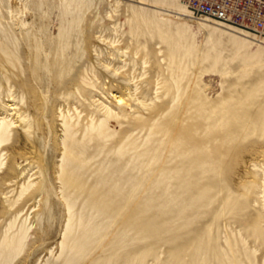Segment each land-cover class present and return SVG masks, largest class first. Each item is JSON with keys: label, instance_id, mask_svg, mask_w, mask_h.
Segmentation results:
<instances>
[{"label": "rangeland", "instance_id": "1", "mask_svg": "<svg viewBox=\"0 0 264 264\" xmlns=\"http://www.w3.org/2000/svg\"><path fill=\"white\" fill-rule=\"evenodd\" d=\"M5 3L0 4V45L7 51L0 48V120H9L11 131L9 139L0 144V235L14 217L16 206L36 187L42 188L40 196L28 201L17 217L16 226L24 217L27 219V244L9 264H44L49 253L39 254L36 261L35 258L27 261V254L43 240L53 241L50 249L53 257L58 255L61 238L52 236L59 230L57 224L63 213L59 195L70 191L77 201L75 209H79L92 199L90 192L98 175L95 171L100 164L107 163L110 170L128 164L125 169L128 173L125 171L122 176L136 174L139 184L132 186L136 193L132 201L126 194L131 185L127 183L126 189L119 185L122 193L109 204L110 220L120 222L116 226L118 233L111 234L88 264H190V248L197 242L206 248L205 264H229L224 257L228 249L226 239L230 243L245 240L252 251L249 255L253 263L264 264V241L255 238L260 222L258 209L264 210V62L260 61L264 59V50L261 57L245 58L247 51L258 45L252 47L250 43L237 49L228 35L213 47L207 41V29L194 22L203 20L186 16V11L179 18L174 12L161 10L158 17L164 23L158 29L166 32L164 37L143 22L138 29L130 30L131 13L126 7L138 6L136 0H94L78 26L72 27L66 22L70 15H63L64 9L56 0ZM176 26L189 29L178 34ZM61 32L67 34V41L60 36ZM179 35L183 39L178 48L189 46L190 55L174 51L172 45ZM106 44L118 49L119 57L99 56ZM37 45L41 47L38 51ZM216 55L222 60L210 68L211 56ZM39 56L44 66L37 63ZM132 61L137 65L133 66ZM99 63L115 72L116 77L126 79L131 87L136 85L137 94L146 88L149 93L140 98L144 105L133 107L132 112L139 113L138 116L120 115L115 120L118 125L110 119V129L109 122L101 128L106 131L103 138L86 142L87 153L98 144L104 148L98 156L87 159L85 174L71 185L79 184L81 189L66 191L59 178L64 155V121L75 125L74 136L79 139L85 127L98 122L105 107L118 111L115 97L126 99V87L121 84L101 87L100 80L109 72L106 70V74ZM172 75L177 78L175 82ZM83 77L95 81L96 88L83 81ZM223 100L226 103L211 112ZM220 107L230 108L224 118L227 120L223 125L212 126L213 117L220 118ZM18 112L28 116V129L26 122L21 123ZM133 127L136 129L131 131ZM89 131L85 135L96 133ZM148 131L153 133L148 136ZM126 134L131 136L127 138ZM135 139L136 148L132 149L127 143ZM121 142L123 148L118 149ZM172 149L175 153L171 154ZM185 149L188 157L214 161V165L204 168H215L199 177H191L190 173L186 194L184 184L180 183L187 171L180 168L184 165L183 156L177 157ZM145 150H150L148 155ZM135 151L144 154L139 159L141 171L138 167L131 169L134 163H129L134 154L136 157ZM195 167L192 165L189 172H194ZM162 169L179 170L173 173V179L153 183ZM28 182H32L28 190L13 207L7 206L5 197L17 198L20 185L25 187ZM100 188L103 186L95 190L98 194ZM192 194H197L195 199L201 197L196 201ZM94 219L97 222L101 218ZM238 255L244 264H251L246 254ZM85 259L79 257L76 263Z\"/></svg>", "mask_w": 264, "mask_h": 264}, {"label": "bare ground", "instance_id": "2", "mask_svg": "<svg viewBox=\"0 0 264 264\" xmlns=\"http://www.w3.org/2000/svg\"><path fill=\"white\" fill-rule=\"evenodd\" d=\"M6 1L7 0H0V4L1 5L6 4L5 3ZM93 1L94 0H56V3L64 9L63 15H70V19L67 18L66 22H67V25L72 27L73 25L76 26L77 24H79L80 21H82L84 12L87 11L88 9H90V7H92ZM136 1L139 4L138 6H134L133 4H131V5H128L126 7L127 11L131 13V17H130L129 22H128L129 29L130 30H136V29H138L139 23L143 22L147 26H150L153 30H156L161 37H164L166 35V32L158 29L159 27L162 26V23H164V19L158 17L162 14L161 10H169L171 12H174L177 15H179L178 16L179 18L181 15L183 16V13L185 12V9L183 8V5H182L183 3L182 4L179 3L178 0H136ZM119 3H120L119 1H116L117 5H119ZM149 7L156 8V9L152 11L149 9ZM115 9H117V8H115ZM186 16H184V17H186ZM194 22L198 26H200L201 28L207 29V41H210L212 43L211 45L213 47L221 42V39L224 35H228L230 37V39L232 40L233 45L237 49H240V48L243 49V48L247 47L250 43L253 45L252 47H254V44L258 45V46H255L253 51L248 50L247 53L245 54V58L252 59L254 57H261L262 56V52L264 50V46H262V44H264V41H262V40L254 39L252 37H249L246 34L243 35V33H241V32L239 33V32L234 31L232 29L221 27V26H218V25L210 23V22H206L205 20H203V21H197L196 20ZM139 27H140V25H139ZM187 28L188 27H186V26H181V27L176 26V30H177L178 34L180 32L181 33L186 32ZM183 34H180V35H183ZM180 35H179V38H177L176 41H174L172 47L174 48V51H175V49H178V52H180L181 55H184V56L190 55L191 49H189V46H188V48H186V47L185 48H178L180 41L183 39V37ZM60 36L64 37L65 41H67L68 36L66 33L63 34L61 32ZM249 38L258 41L259 44L252 42ZM59 41L61 43L62 39ZM63 42L64 41H62L61 45H64ZM260 43H261V45H260ZM106 45H107L106 46L107 48L104 47V50L99 53V56L104 54V56L107 55V56H110L111 58L119 57L118 52H117V51H119L118 49L110 47L111 46L110 44H106ZM109 47H110V49H109ZM0 48L3 50V52L6 51L4 46L0 45ZM39 48H41V47H39V45H37V47H36L37 51L39 50ZM61 49L63 51V48H61ZM174 51L172 54L173 57L176 55L175 52H177V51H175V52ZM40 54L42 55V53H40ZM211 57H212V64H211L210 68H214L218 64V62L222 59H220L219 55H216L214 57L211 56ZM37 59H38L37 63L41 66H44V62L42 61L43 58L41 59V57L39 56ZM37 59H36V61H37ZM101 61L103 64H105V62L103 60H101ZM260 61L264 62V59L262 58ZM132 63H133V66L137 65L136 61H132ZM103 64L99 63V65L101 66L103 71H105V73L108 71L109 74L107 76H103L102 80H100V81H102L101 87L102 88L105 86L112 87V84H114V83L121 84V86L123 85L126 87L124 89L126 91V95H125L126 99H124L120 96L119 97L114 96L115 97L114 99H116L118 102V105L116 108L118 111H114V110H111L110 108L105 107L106 109L102 112L101 117L98 120V122L97 123L91 122L90 125L85 127L83 136L79 139L75 138L77 131L73 130V128H72L75 125L72 124L71 122H70L71 123L70 124L68 121H64V123H63V125L65 127V138L63 140L64 155H63V160H62V164H61V168H60V170H61L60 176L61 177H59V178L62 179V183H63L64 188H66V191H68L67 189L70 190L71 188L74 191H76V190L78 191L81 189V185H79V184H77L74 187H71V185L76 180H78L82 175L85 174L86 170H85L84 163L87 162V159L90 161V159L98 156L100 154V152L102 151V148H104V146L102 144H98L95 150H93L90 153H87L89 148L87 146L85 147L86 142L89 140H92L96 137H100V138L102 137L103 138L106 134V131H101V128H102V126L107 124V122H109L110 119L113 120L118 125V123L115 120L120 115L121 116L123 115L124 118H125V116L127 117L128 115L138 116L139 113L136 115V113L132 112L133 107L144 105L143 101L140 100V98L141 99L146 98L145 96H147L149 93L146 90L147 88L143 89L142 91H140L138 93L139 95H141L139 97L137 92H136L138 90L136 85L134 87H131L130 85H128L129 82L126 79H120L119 77H116V73L113 71H109L107 66L103 65ZM179 70H181V67ZM89 71H91V70H89ZM116 71H118V70L116 69ZM132 71H133V69H132ZM157 72L159 73L158 75H161L160 74L161 71H157ZM132 73H134V71ZM95 75H97V73ZM87 79L88 78L83 77L82 80L85 81L86 83H90V86H92V88L95 89L96 88V85L94 84L95 81L92 83ZM171 79L173 80V82H175L177 78H175V75L174 76L172 75ZM224 103H226V102H224V100L217 102V104L211 108V110H212L211 112L215 111L219 104L222 105ZM93 105H95V104H93ZM220 108H221V110L218 111V113L221 114L220 118L216 116L217 119H215V117H213L214 122H213V125L211 124L212 126H218L220 124L223 125V123H225L227 120V119L224 120V118H225V115L227 113H229L230 108L229 107H225V108L220 107ZM217 110H219V109H217ZM18 113H19V115L18 114L17 115L21 119V123L22 122L27 123L26 128L25 127L24 128L28 129L30 126L28 116H26L22 113L20 114V112H18ZM216 113L217 112H215V114ZM92 114H93V112H92ZM231 114H233V113H231ZM216 115H218V114H216ZM211 116H213V115H211ZM233 117H236V116H233ZM119 119H120V117H119ZM229 119H230V117H229ZM227 122H229V121H227ZM109 124H110V122L108 123V129H110V127H111V125H109ZM10 126H11V122L9 120L7 121V119H5V118H2L0 120V144L9 139V135H10V131H11ZM209 127H210V125H209ZM74 129H75V127H74ZM133 129H136V127H133L131 129V131ZM87 130L88 131L89 130H95L96 133L95 134L91 133V134L85 135V131H87ZM148 130L150 131L151 128H149ZM151 133H153V132L147 133L148 136H150ZM128 134H126L127 138H129L131 136V134H130V136H128ZM147 134H146V136H147ZM132 136H133V134H132ZM126 137H125V139H127ZM135 142H136V139L130 141L129 144L127 143V145H130L132 147V149H134V148H136ZM123 143L121 142L120 145L117 146L118 149L123 148ZM145 151L146 152H144V153L146 155H148L150 152V150H145ZM173 152H174V150L172 149L170 151V153L172 154ZM132 153H133V150H132ZM134 153H137V152L135 151ZM188 154L189 153L186 152V149H185L184 152H181L180 154L177 155L178 158H180L179 155L183 156L184 165L180 168L181 169L183 168V170L185 172L187 171V173L184 174L185 177L183 178V180H181V182L182 181L183 182L180 183L181 185L184 184L183 185V192H185L184 194H186V192L189 191L188 189H189V183H190L191 177H193V176L196 177L202 173L209 172L211 170V168L209 167L207 169V168H204V166H207L209 164H210V166L214 165L213 164L214 161H212L210 159L209 160L207 158L206 159H200L197 156H195V158L194 157L192 158V157H188L187 156ZM124 155H126V154H124ZM130 156H132V154H130L129 157ZM143 156H144L143 153H139V154L137 153L136 157H135V154L133 155V157H131V159H130L131 162H129V163H134L133 167L131 166V169H133V168L136 169L139 165L142 164L141 160H139V159ZM129 157H128V159H129ZM157 157H155V158H157ZM174 158H176V157H173L171 159H174ZM137 161H140V162H137ZM143 161H145V160H143ZM171 161H173V160H171ZM124 163H125V161H124ZM107 164L106 165L100 164V166L95 171V172H97L98 175L96 177V183L93 186L94 189L92 188L91 190H93V191L90 192L92 199H90V201L86 204L82 203V205L79 209H75V203L77 201H76V199L72 198V193L70 191L66 192V193L63 192L61 195H59V196H61L59 201L62 204L63 213L61 212V216H60V218L58 220V224H57V227L59 228V230H57V232H56L57 234L52 236V238L53 237L56 238V236L58 235L59 238H61L60 243H59V248H60L59 250L60 251H59L58 255L56 257H53L52 251L50 249V245L53 241L49 242V241L43 240L42 243H40V245L35 247L33 250H31V252H29L27 254V257H28L27 261H29V259L33 260L34 258L36 261L37 256L39 254L45 252V253H49V256L45 260L44 264H77L78 262L76 263V259L79 257H82V258L85 257L86 258L83 262H81L79 264H88V262H90V260H91L90 257L102 249L103 244L105 242H107V239H109L111 234L113 232L118 233V231H116V229H117L116 226L120 222L118 223L115 220L114 221L110 220L112 218V216H111V211L109 212V204H111V201H112V199H114V197H117L122 193L121 188H125L124 186L127 185V183H129L128 186L131 185V188H129L127 190L126 194L129 195L128 198H129V200H131L132 196H134V194H136V193H134V190H133L134 188H132V186H136V184L138 182H137L136 174L135 175L134 174L133 175L127 174V175L122 176V174L125 173V171H126L125 169H126L128 164H126L125 167H124V165L122 168L118 166L119 168L112 169V170H110L107 167ZM114 164H116V163L114 162ZM194 164L196 165V167L194 168L196 172L195 171L189 172V168ZM113 166H115V165H113ZM138 168H139V171H141L140 167H138ZM179 169H173V171H172V169H168V170L162 169V172L159 174V176L154 178L155 180L154 181L152 180V181H153V183L154 182H156V183L157 182L158 183L159 182H165L166 180L169 181L174 176V174L177 173L176 170H179ZM214 169L215 168H213L211 171H213ZM23 171H25V170H23ZM126 172L128 173V171H126ZM21 173H22V171H21ZM190 173L192 175L191 177H190ZM176 179H177V177H176ZM31 185H32V182H30L29 185H27L25 187L23 185H20V186H22V188H21V190H19L20 193L18 194L17 198H14V199L9 198L8 199L7 197H5V200L8 202L7 206H9L10 208L13 207V205L17 202V200L24 194V192L26 190H28V188ZM119 185H122L123 187L121 186V188H120ZM99 186H103V189L100 188L99 189L100 193L98 194V192L95 190ZM104 186L107 188L105 189ZM36 188L37 189L31 191L32 193H29L28 196L24 198L23 202L19 203L16 206L14 217L11 219V221H9L7 223L4 231L0 235V264H9L12 261V259L27 244V241H26V239L28 237L27 230L29 228V226L26 225L27 219H26V217H24L18 226H16L17 225L16 220H17V217L19 216V214L22 212V210L26 206L27 202L32 200V199L36 200V198L38 196H40L42 188L41 187H40V189H38L39 187H36ZM8 191L6 192V194L9 193ZM259 193H260V191H258L256 194H259ZM193 195L194 194H192L191 196L194 197V199H195L197 194H195L194 196ZM15 196H16V194H15ZM191 196H189V198ZM200 197L201 196H199V198H198V196H197V199H200ZM189 198H188V201L191 200ZM121 199H123V198H121ZM121 199H120V201H121ZM197 199H195V200L198 201ZM116 200H114L115 202L113 201L114 204H116ZM195 200H193V201L195 202ZM84 201H86V199ZM191 202L189 201L188 203L190 204ZM118 206H120V205H118ZM262 208L260 207L258 209V215H259L260 222L258 223V228L256 229V232H255V238L256 239L262 238V240L264 241V210ZM184 211H185V209H184ZM98 217L101 218L100 221H97V222L93 221L94 218L97 219ZM96 219H94V220H96ZM106 220H109L108 223H105ZM131 224L132 223H130L129 225H131ZM103 230H105V231L103 232ZM122 237H123V235H122ZM122 237H120V239H117V242L121 241ZM226 242H227V246H228L227 248L228 249L225 251L224 257H225V259L228 260L229 264H244L243 260L240 258V255H238V253H240L241 255L246 254V256L250 259L251 264H254L252 261V258H251L252 255L251 256L249 255V253L250 252L252 253V251H250L248 249L245 240H241L239 242L234 240L233 242L230 243L226 239ZM190 249H191L190 256L192 258L190 264H205V262H206L205 257L207 256V251H206L205 246L197 242L196 244H193ZM99 259H98V261H99ZM79 261H80V259H79ZM131 264H133V263H131Z\"/></svg>", "mask_w": 264, "mask_h": 264}, {"label": "built area", "instance_id": "3", "mask_svg": "<svg viewBox=\"0 0 264 264\" xmlns=\"http://www.w3.org/2000/svg\"><path fill=\"white\" fill-rule=\"evenodd\" d=\"M187 16L264 40V0H183Z\"/></svg>", "mask_w": 264, "mask_h": 264}]
</instances>
